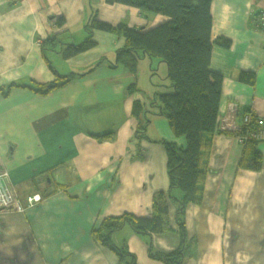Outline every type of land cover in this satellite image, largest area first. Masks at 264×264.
<instances>
[{"label":"crops","instance_id":"crops-1","mask_svg":"<svg viewBox=\"0 0 264 264\" xmlns=\"http://www.w3.org/2000/svg\"><path fill=\"white\" fill-rule=\"evenodd\" d=\"M263 11L264 0L211 1L209 68L222 78L218 132L199 199L180 216V264H264V141L241 145L232 132L246 114L264 119ZM94 12L100 22L143 31L167 20L102 0H0V87L66 77L47 95L18 87L0 93V171L22 205L28 196L41 198L23 212H0V264H125L94 231L108 217L149 216L153 195L169 193L161 141L184 139L151 107L153 93H162L151 70L157 64L164 77L163 63L143 57L133 73L112 66L124 38L100 30H92V48L63 55L84 41ZM221 38L228 47L217 43ZM244 72L253 78L241 80ZM134 102L146 113L140 119L131 114ZM140 122L155 135L136 138ZM245 150L259 152L257 171L239 166ZM173 198L167 197L170 231L136 234L123 226L112 234L135 264H163L149 257L150 245L165 253L179 247Z\"/></svg>","mask_w":264,"mask_h":264},{"label":"trees","instance_id":"trees-1","mask_svg":"<svg viewBox=\"0 0 264 264\" xmlns=\"http://www.w3.org/2000/svg\"><path fill=\"white\" fill-rule=\"evenodd\" d=\"M109 5H123L137 8L143 14H159L167 20L148 30L129 28L124 23L115 26L95 19L96 12L86 23L87 36L81 43L70 45L63 55L69 56L84 52L94 46L92 30L113 33L124 38V45L115 53L112 66H121L129 72L136 70L143 57L164 62L167 68L166 79L169 90L156 93L151 103L157 108V115L166 119L175 137L184 139L183 145L161 141L167 153L168 195L157 192L153 195L150 215L137 217L124 214L104 219L94 231L95 237L109 247L125 264H135V257L125 244L116 245L111 236L123 226H128L136 234L161 235L171 230L168 221L167 197L177 189L181 193L177 201L176 224L179 227V247L172 252H155L149 246L150 258L163 264H180L182 258L184 228L180 216L186 205L199 199L201 184L204 181L211 137L217 133L218 111L221 98V76L209 68L212 44L210 5L212 0H102ZM56 22H59L58 19ZM61 23V22H60ZM57 23V24H60ZM45 41L40 44L42 49ZM217 43L228 47L227 39ZM155 74V70H151ZM46 84H15L0 87L3 97L12 88H29L33 92L47 95L66 83V77H58ZM251 73H241L240 79L250 81ZM132 116L140 119L145 113L138 102H134ZM145 125L138 124L135 137H144ZM111 133L103 138H111ZM255 143L254 141H250ZM250 142H246L245 146ZM239 166L257 171L260 168L259 152L245 150Z\"/></svg>","mask_w":264,"mask_h":264},{"label":"built area","instance_id":"built-area-1","mask_svg":"<svg viewBox=\"0 0 264 264\" xmlns=\"http://www.w3.org/2000/svg\"><path fill=\"white\" fill-rule=\"evenodd\" d=\"M258 25L264 30V11L259 13ZM232 132L235 133L241 145L249 141H264V119L246 114L242 119V126L233 129ZM7 180L6 171H0V212H23L25 208L33 207L41 200L38 194H34L26 198L25 206L22 205L9 184H7Z\"/></svg>","mask_w":264,"mask_h":264},{"label":"rangeland","instance_id":"rangeland-1","mask_svg":"<svg viewBox=\"0 0 264 264\" xmlns=\"http://www.w3.org/2000/svg\"><path fill=\"white\" fill-rule=\"evenodd\" d=\"M163 65L165 67V75H164V77L159 74L160 70L157 68V64L154 65V67H156V69H157V71L153 75V77H154V79H155V81L157 83V86L155 85V89L158 90V91H160V92H164V91L169 90L167 88V85H168L169 82L165 78L166 77V74H167V68H166V64L164 62H163ZM147 87L149 88V90H152L153 89L150 86H147ZM153 97H155L154 93H153ZM109 118H111V115H109ZM145 130H146V127H145ZM149 133L152 134V135H155L153 130L148 129V130H146V132L144 131V136L149 135ZM3 212L7 213V212H14V211H3ZM17 213H20V212H17Z\"/></svg>","mask_w":264,"mask_h":264},{"label":"bare ground","instance_id":"bare-ground-1","mask_svg":"<svg viewBox=\"0 0 264 264\" xmlns=\"http://www.w3.org/2000/svg\"><path fill=\"white\" fill-rule=\"evenodd\" d=\"M250 142V141H249ZM255 142V141H254ZM248 143V142H247Z\"/></svg>","mask_w":264,"mask_h":264}]
</instances>
